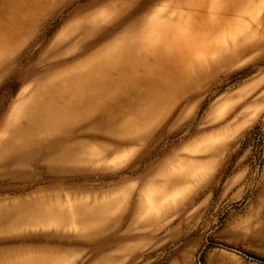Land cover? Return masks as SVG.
<instances>
[{
	"label": "rangeland",
	"instance_id": "rangeland-1",
	"mask_svg": "<svg viewBox=\"0 0 264 264\" xmlns=\"http://www.w3.org/2000/svg\"><path fill=\"white\" fill-rule=\"evenodd\" d=\"M0 264H264V0H0Z\"/></svg>",
	"mask_w": 264,
	"mask_h": 264
},
{
	"label": "snow or ice",
	"instance_id": "snow-or-ice-1",
	"mask_svg": "<svg viewBox=\"0 0 264 264\" xmlns=\"http://www.w3.org/2000/svg\"><path fill=\"white\" fill-rule=\"evenodd\" d=\"M108 15V11L105 10L104 12L101 13V16H107ZM109 19H111V17H109ZM128 19H132V17H129ZM125 23L128 22L127 20L124 21ZM117 26H119V24H117Z\"/></svg>",
	"mask_w": 264,
	"mask_h": 264
}]
</instances>
